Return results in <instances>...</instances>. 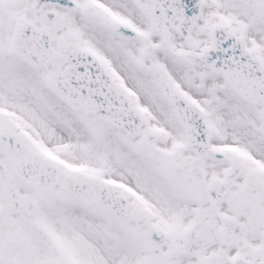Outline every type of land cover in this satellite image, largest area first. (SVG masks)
<instances>
[{"label":"snow or ice","instance_id":"6c2138e0","mask_svg":"<svg viewBox=\"0 0 264 264\" xmlns=\"http://www.w3.org/2000/svg\"><path fill=\"white\" fill-rule=\"evenodd\" d=\"M0 264H264V0H0Z\"/></svg>","mask_w":264,"mask_h":264}]
</instances>
